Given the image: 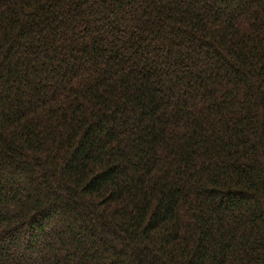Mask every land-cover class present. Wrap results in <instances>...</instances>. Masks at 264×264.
<instances>
[{
  "label": "trees",
  "instance_id": "obj_1",
  "mask_svg": "<svg viewBox=\"0 0 264 264\" xmlns=\"http://www.w3.org/2000/svg\"><path fill=\"white\" fill-rule=\"evenodd\" d=\"M0 264H264V0H0Z\"/></svg>",
  "mask_w": 264,
  "mask_h": 264
}]
</instances>
